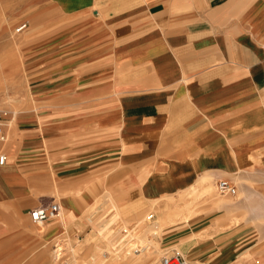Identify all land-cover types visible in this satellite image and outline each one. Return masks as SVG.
<instances>
[{
    "label": "crops",
    "instance_id": "crops-1",
    "mask_svg": "<svg viewBox=\"0 0 264 264\" xmlns=\"http://www.w3.org/2000/svg\"><path fill=\"white\" fill-rule=\"evenodd\" d=\"M0 6L28 24L23 68L36 103L10 144L4 118L0 264L80 240L98 201L126 221L158 203L165 211L204 178L236 194L217 191L229 203L163 228L160 249L187 264H264V0ZM51 203L58 217L34 225L30 212Z\"/></svg>",
    "mask_w": 264,
    "mask_h": 264
},
{
    "label": "rangeland",
    "instance_id": "rangeland-1",
    "mask_svg": "<svg viewBox=\"0 0 264 264\" xmlns=\"http://www.w3.org/2000/svg\"><path fill=\"white\" fill-rule=\"evenodd\" d=\"M1 9L0 6V111L4 112V118L10 127L8 132L10 144V132L14 128L15 119L22 111L36 108V103L28 96L23 68L22 46L27 40L28 32L16 34L14 29L20 22H9ZM26 21L33 24L30 20ZM17 53L18 67L16 66V71L14 70L15 73L12 74L13 63L6 61L5 56L16 57ZM197 186L175 199H168L166 201L168 208L165 211L160 210L158 203L140 216L126 221L122 220L118 213L116 215V206L111 201L108 203L98 201L85 214L90 226L87 235L80 240L56 242L58 247L56 243L47 245L30 254L29 260L22 264H160L163 251L156 238L163 228L182 220L186 214L191 216L197 211L212 207L215 203L221 205L230 201L229 197L220 196L214 185H210L212 189L207 195L202 193L204 186L199 182ZM150 213L153 214V218L148 220L146 217ZM133 246L142 250L138 257L130 251L127 252L128 248ZM55 249H59L60 253L59 260L56 261L53 252ZM41 252L45 253L44 256H38Z\"/></svg>",
    "mask_w": 264,
    "mask_h": 264
},
{
    "label": "built area",
    "instance_id": "built-area-1",
    "mask_svg": "<svg viewBox=\"0 0 264 264\" xmlns=\"http://www.w3.org/2000/svg\"><path fill=\"white\" fill-rule=\"evenodd\" d=\"M27 29H28V24L26 22H23L20 23L14 29V32L16 34H21L25 32ZM4 126H5L4 112L0 111V167L4 166V164L6 163V154L1 146V144L4 143L6 140V135L4 134ZM216 188L219 194L221 195L234 196L236 194V189L225 181H218L216 184ZM58 215H59V206L56 203H51L48 206H42L33 209L30 212L29 217L34 225H41L45 223L47 220L57 218ZM152 218H153L152 214H149L147 216L148 220ZM55 250H57L56 253L59 256V249H55ZM160 264H187V261L180 251L173 249L169 252L163 253V255L160 258Z\"/></svg>",
    "mask_w": 264,
    "mask_h": 264
},
{
    "label": "bare ground",
    "instance_id": "bare-ground-1",
    "mask_svg": "<svg viewBox=\"0 0 264 264\" xmlns=\"http://www.w3.org/2000/svg\"><path fill=\"white\" fill-rule=\"evenodd\" d=\"M18 54L19 53H17L16 54V57L14 56H10L9 57V55H6L5 56V59H6V61H10V62H12L13 64H12V74L13 73H15L14 72V70L16 71V66H17V60H18ZM17 62V63H16ZM18 67V66H17ZM2 69V68H1ZM19 69L17 68V71H18ZM16 73H18V72H16ZM4 77H5V75H3ZM10 76H11V74H10ZM24 90V89H23ZM10 124H11V122H10ZM210 178V177H209ZM208 178V179H209ZM207 180L204 178L203 180H201L199 183H200V185H202V186H204V188H202L203 189V192L202 193H204V195H207V194H210V192H211V186L208 184L207 185ZM174 206V205H173ZM173 206H172V208H173ZM175 212V211H174ZM173 212V213H174ZM115 213H116V215H117V212H116V210H115ZM174 215H176V213L174 214ZM190 216H189V214H186V215H184L183 217H182V220H186V219H188ZM147 218V217H146ZM168 220V219H167ZM172 220V219H171ZM148 221V220H147ZM143 226V225H142ZM141 226V227H142ZM144 227V226H143ZM57 246V245H56ZM58 247V246H57ZM171 249V248H170ZM128 251H130V252H132L133 253V255H136V257H138L139 256V254H141L140 252H142V250L140 249V248H138V247H136V246H133V248H128V250H127V252ZM57 252V250H55V252H54V260L56 261V260H59V259H57L58 258V254L56 253ZM139 253V254H138ZM60 254V253H59ZM125 264V263H124ZM127 264H129V263H127ZM132 264V263H131Z\"/></svg>",
    "mask_w": 264,
    "mask_h": 264
}]
</instances>
